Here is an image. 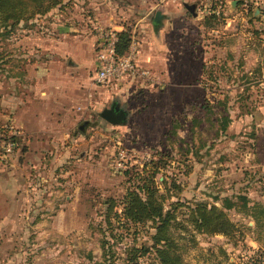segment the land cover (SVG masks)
Segmentation results:
<instances>
[{
	"label": "rangeland",
	"instance_id": "374dc122",
	"mask_svg": "<svg viewBox=\"0 0 264 264\" xmlns=\"http://www.w3.org/2000/svg\"><path fill=\"white\" fill-rule=\"evenodd\" d=\"M205 1L186 4H197L204 13ZM149 2L151 15L161 11V0ZM74 3L78 1L68 0L60 9L71 16L72 11L78 12ZM244 3L249 9L246 15L225 26L223 18L218 31H200L206 51L219 57L206 64L200 85H164L155 91L142 87L150 80L135 77L134 90L124 99L106 91V83L93 80L94 64L87 69L86 85L104 87V91L90 93L75 107L81 116L74 132L83 125L79 133L87 141L86 148L75 149L79 170L66 159L61 162L66 170L58 166L52 178L38 181L36 172L30 171L29 156L27 160L20 156L19 141L13 157L0 160L2 166L15 169L14 179L21 174L23 179V194L15 204L0 200V264H126L128 247L152 244V223L118 226L112 218V228L107 227L103 220L107 201L112 198L119 203L127 188L143 184L152 164L157 167L154 179L165 196L164 206L177 200L184 203L176 211L188 230L179 226L174 231L183 264L264 263V116L256 113L264 97V84H260L264 80V0ZM224 13L220 16H232ZM37 17L46 20L48 14ZM97 27H89L96 38ZM8 29L0 22V33L13 35L15 27ZM134 32L139 47L138 32ZM222 37L229 40L228 48H222ZM2 45L0 37V55ZM149 75L157 77L152 70ZM3 80L0 74V85ZM116 99L127 111L126 124H113L99 115ZM0 126L5 127L4 121ZM121 148L131 154L132 162L115 167ZM23 161L24 166H19ZM196 202L225 210L235 224L234 232L194 229L187 217L188 206ZM9 208L14 216H7ZM103 238L109 241L105 243L107 258ZM153 256L151 251L139 255V264L151 263Z\"/></svg>",
	"mask_w": 264,
	"mask_h": 264
},
{
	"label": "crops",
	"instance_id": "0c3cea01",
	"mask_svg": "<svg viewBox=\"0 0 264 264\" xmlns=\"http://www.w3.org/2000/svg\"><path fill=\"white\" fill-rule=\"evenodd\" d=\"M77 1L74 4L78 12L72 11L71 16L68 11L54 9L47 13L46 20L35 17L26 23L18 22L13 35L3 30L0 33L4 39L0 55V74L4 77L0 85V121H4V125L12 123L20 131V156L25 155V159L29 156L33 166L30 171L36 172L38 181L52 178L58 173V166H62L60 171L66 170V165L61 163L66 159L80 169L75 149L86 148L87 141H83L79 132H74L81 116L75 107L85 102L90 93L98 91L101 95L104 91V87L86 85L87 69L95 66L96 37L90 26L127 29L130 36L137 31L136 62L147 68L149 74L152 70L157 75L147 77L148 85L141 84L143 88L156 91L164 85H200L206 64L219 58L202 45V28L218 31L223 18L225 26L249 12L247 6L244 7L245 0H226L224 14L230 12L231 17L201 13L197 4L190 11L186 6L188 0H161L162 18L155 27L149 0ZM221 45L228 48L229 40L222 37ZM229 58L226 57V61ZM133 80L130 76L111 80L104 85L105 90L126 99L134 90ZM260 84H264L263 79ZM113 101L120 103L117 99ZM256 113L264 116V97ZM25 163L20 162L19 166ZM14 170L0 164V200L10 204H15L23 194L20 192L22 174L14 179ZM20 170L23 173L22 167ZM10 208L8 217L13 214Z\"/></svg>",
	"mask_w": 264,
	"mask_h": 264
},
{
	"label": "trees",
	"instance_id": "16d2710c",
	"mask_svg": "<svg viewBox=\"0 0 264 264\" xmlns=\"http://www.w3.org/2000/svg\"><path fill=\"white\" fill-rule=\"evenodd\" d=\"M67 2L68 0H0V22L4 27H9L6 30L9 32L18 22L43 16L54 8L64 7ZM117 36L116 50L119 54H123L128 48L130 33L127 29L117 30ZM0 129H4V127L0 126ZM77 130L83 133V125L77 126ZM16 140L18 142V137ZM156 170V165L152 164L148 178L144 180V183L133 188H127L119 203L112 198L107 201L108 204L103 217L107 227L112 228V218L116 220L118 226L123 224L137 225L146 221L152 223L153 232L149 236L152 244L128 247L129 255L126 257V264H139V255L149 251L154 254V261L149 264H183L179 251L180 246L174 236V231L178 230L179 226L188 230L183 220L178 219L176 211L178 205L184 203L177 200L171 201L168 208L164 206L165 196L159 191V185L154 179ZM116 205L119 206V209H116ZM188 209L187 220L199 232L230 235L235 230V224L228 217L226 211L216 205L196 202L189 205ZM112 235L118 236L120 233H112ZM106 242L109 243L108 239L103 238L102 248L107 258ZM110 246L108 249L112 252ZM108 264L113 263L109 261Z\"/></svg>",
	"mask_w": 264,
	"mask_h": 264
},
{
	"label": "built area",
	"instance_id": "2783aa9c",
	"mask_svg": "<svg viewBox=\"0 0 264 264\" xmlns=\"http://www.w3.org/2000/svg\"><path fill=\"white\" fill-rule=\"evenodd\" d=\"M226 0H206L202 11L220 16L224 13ZM127 50L119 54L116 50L118 40L116 29H105L97 27V38L95 47V70L93 80L96 83H107L123 76L143 77L149 76V70L141 67L136 62L138 47L134 36H130ZM20 131L12 123L5 124L0 129V160L6 162L15 154L18 146L16 138ZM115 167H124L125 163L132 162L131 154L121 148L117 151ZM264 264V263H263Z\"/></svg>",
	"mask_w": 264,
	"mask_h": 264
},
{
	"label": "water",
	"instance_id": "95a60500",
	"mask_svg": "<svg viewBox=\"0 0 264 264\" xmlns=\"http://www.w3.org/2000/svg\"><path fill=\"white\" fill-rule=\"evenodd\" d=\"M186 6L188 9H193L194 4H187ZM256 12H258V8L256 9ZM161 18L162 13L160 10H157L153 18V24L155 27L159 25ZM126 114L127 111L117 101H113L111 105L103 107L99 112V115L102 118L113 124L125 123L127 117Z\"/></svg>",
	"mask_w": 264,
	"mask_h": 264
},
{
	"label": "flooded vegetation",
	"instance_id": "af4514ba",
	"mask_svg": "<svg viewBox=\"0 0 264 264\" xmlns=\"http://www.w3.org/2000/svg\"><path fill=\"white\" fill-rule=\"evenodd\" d=\"M112 102H113V101H112ZM112 102H111V103H112ZM111 103H110V105H111Z\"/></svg>",
	"mask_w": 264,
	"mask_h": 264
}]
</instances>
